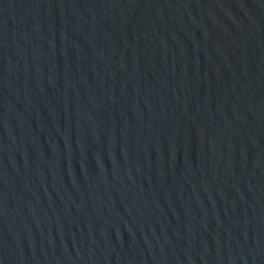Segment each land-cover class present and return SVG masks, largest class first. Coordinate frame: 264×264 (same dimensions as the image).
Masks as SVG:
<instances>
[{"label":"water","instance_id":"95a60500","mask_svg":"<svg viewBox=\"0 0 264 264\" xmlns=\"http://www.w3.org/2000/svg\"><path fill=\"white\" fill-rule=\"evenodd\" d=\"M0 264H264V0H0Z\"/></svg>","mask_w":264,"mask_h":264}]
</instances>
